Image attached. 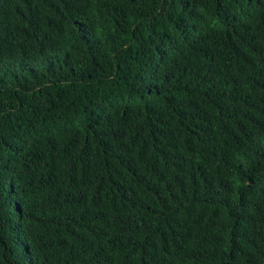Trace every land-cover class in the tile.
I'll list each match as a JSON object with an SVG mask.
<instances>
[{"label":"trees","instance_id":"1","mask_svg":"<svg viewBox=\"0 0 264 264\" xmlns=\"http://www.w3.org/2000/svg\"><path fill=\"white\" fill-rule=\"evenodd\" d=\"M0 264H264V0H0Z\"/></svg>","mask_w":264,"mask_h":264}]
</instances>
